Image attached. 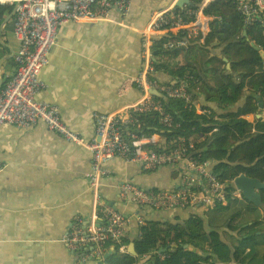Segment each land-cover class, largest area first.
Listing matches in <instances>:
<instances>
[{
  "label": "crops",
  "instance_id": "0c3cea01",
  "mask_svg": "<svg viewBox=\"0 0 264 264\" xmlns=\"http://www.w3.org/2000/svg\"><path fill=\"white\" fill-rule=\"evenodd\" d=\"M176 3V0H131L126 16L112 10L107 20L96 24L63 25L57 44L48 55V63L39 74L45 89L37 100L59 107L65 124L86 141L90 140L94 133V113H115L138 104L144 97L139 86L130 83V79L140 76L144 67L141 32L156 13L176 9ZM18 46L10 19L0 26V89L14 72ZM171 52L176 56L168 60L154 56L152 77L160 83L176 81L166 72V66H181L185 61L184 52ZM213 59L222 67L211 68ZM224 59L221 54L218 58L211 55L200 67L202 74L213 77L218 71H229L230 64L228 61L225 64ZM150 93L155 94L154 90ZM194 96L201 109H209L217 119L199 118L219 122L226 121L228 113H235L244 104L246 95L226 110L217 108L215 102H209L201 93ZM244 119L252 121L251 116ZM216 132L205 136V147ZM157 137L158 142L164 141L160 134ZM0 163L8 165L0 173V264H97L92 260L82 262L79 255L59 243L74 219L81 216L87 220L93 208L88 183L89 151L67 143L43 124L27 129L5 124L0 128ZM107 170L108 175L100 184L101 201L128 219L137 216L138 208L120 199L121 184L127 182L155 191L177 188L176 174L169 168L148 173L137 164L113 159ZM203 213L173 209L146 214L152 216L150 220L188 222L206 230ZM148 260L149 257H144L137 264H147Z\"/></svg>",
  "mask_w": 264,
  "mask_h": 264
},
{
  "label": "built area",
  "instance_id": "2783aa9c",
  "mask_svg": "<svg viewBox=\"0 0 264 264\" xmlns=\"http://www.w3.org/2000/svg\"><path fill=\"white\" fill-rule=\"evenodd\" d=\"M177 1V0H176ZM216 0H204V6ZM232 2L241 17L243 27L253 25L264 29V0H226ZM131 0H0V7L14 11L13 33L19 46L14 55L15 69L0 89V128L8 124L27 129L38 124L60 136L67 143L84 147L91 154L88 183L93 198V208L87 220L74 219L70 229L59 238V243L82 262L92 260L104 264L108 243L120 244L127 238L128 218L104 204L100 198V184L108 175L107 164L113 159L134 163L144 172L169 168L176 174V189L148 190L131 183L119 187L121 200L138 208L136 216L143 226L151 215L173 209L206 210L217 205L227 206L241 201L242 196L231 182L224 179L225 171H215L216 163L206 154L205 136L194 141L191 136L164 138L158 142V133L148 126L141 116L151 114L159 129H177L175 116L168 111L169 101L181 102L194 117H212L209 109H201L188 85V78L172 83H160L154 73L152 47L161 42L163 51H187L203 45L216 18L205 15L202 8L193 13L194 18L185 22L176 9L156 13L141 32V57L143 70L139 77L130 79L143 91L141 101L109 114L94 113V133L86 141L64 122L59 107L37 100L45 89L39 79L41 70L48 63V55L57 44L60 28L67 23L96 24L109 18L115 10L128 15ZM154 90L155 94L150 91ZM188 131H192L189 129ZM163 137V136H162ZM8 168L0 163V173ZM176 244L171 245L174 247ZM162 251V249H161ZM162 254V253H159ZM164 256L161 257V260Z\"/></svg>",
  "mask_w": 264,
  "mask_h": 264
},
{
  "label": "trees",
  "instance_id": "16d2710c",
  "mask_svg": "<svg viewBox=\"0 0 264 264\" xmlns=\"http://www.w3.org/2000/svg\"><path fill=\"white\" fill-rule=\"evenodd\" d=\"M188 1L189 5L176 8L185 22L192 21L193 13L202 7L205 15L217 20L210 24L203 46L184 51V63L168 65L166 72L176 80L187 77L191 91L203 94L219 109L234 106L246 95L244 104L235 113H228L226 121L213 122L194 117L181 102L169 101L168 111L175 116L178 126L170 131L159 129L151 114L139 118L167 140L186 135L196 141L217 130L211 134L206 147L198 146L206 148L208 157L216 163L214 170L225 171L224 179L229 182L241 174L263 182L264 118L255 116L264 112V63L259 56V50L264 52V29L255 25L245 29L232 2L216 0L204 6V0ZM11 11L12 8L0 7V26ZM188 11L193 13L186 15ZM213 50H220L230 69L206 77L200 67L209 60ZM152 53L166 60L176 56L171 51H162L158 40ZM259 100L261 110L257 106ZM247 116L252 117L251 122L244 119ZM259 195L260 209L242 198L227 206L217 205L206 210L203 213L206 230L188 222L147 220L140 226L134 242L136 256L127 253L129 242L125 238L120 244L108 243L111 252L104 264H137L144 257H149L147 264H264V190ZM173 244L176 245L171 247ZM161 249L164 252L159 254Z\"/></svg>",
  "mask_w": 264,
  "mask_h": 264
},
{
  "label": "water",
  "instance_id": "95a60500",
  "mask_svg": "<svg viewBox=\"0 0 264 264\" xmlns=\"http://www.w3.org/2000/svg\"><path fill=\"white\" fill-rule=\"evenodd\" d=\"M184 5H189V1L188 0H177V3L175 6L176 8H182ZM13 15H14V11L12 10L11 13L8 15V17L2 23V26L5 25L10 19H12ZM224 17L225 19H227L228 15L225 14ZM220 20L221 19H219V21ZM259 56L263 60V63H264V52L259 50ZM223 61L225 64L227 63L226 59H224ZM226 69H229V65H226ZM257 106H258V109L260 110L262 109V104L260 100L258 101ZM262 116L264 117V112ZM256 117L257 119H259L261 116L257 115ZM233 183L245 201L252 204L254 207L258 209L262 208V202H261V197L259 195V192L264 190V181L261 182L257 179H251L241 174L233 180ZM139 230H140V226L137 223L136 217L133 216L129 218L128 233H127V239H128L129 244H128L126 251L128 254H130L133 257L136 256L135 249H134V242L138 238ZM163 252H164L163 250L160 251V253H163ZM109 255L110 254L106 255L105 259Z\"/></svg>",
  "mask_w": 264,
  "mask_h": 264
},
{
  "label": "bare ground",
  "instance_id": "6f19581e",
  "mask_svg": "<svg viewBox=\"0 0 264 264\" xmlns=\"http://www.w3.org/2000/svg\"><path fill=\"white\" fill-rule=\"evenodd\" d=\"M210 67L213 68V69H218V68L222 67V64L217 59H213L210 62Z\"/></svg>",
  "mask_w": 264,
  "mask_h": 264
},
{
  "label": "rangeland",
  "instance_id": "374dc122",
  "mask_svg": "<svg viewBox=\"0 0 264 264\" xmlns=\"http://www.w3.org/2000/svg\"><path fill=\"white\" fill-rule=\"evenodd\" d=\"M218 55H220V51L218 52V51H213L212 52V56H213V58H218ZM249 121V120H248Z\"/></svg>",
  "mask_w": 264,
  "mask_h": 264
}]
</instances>
